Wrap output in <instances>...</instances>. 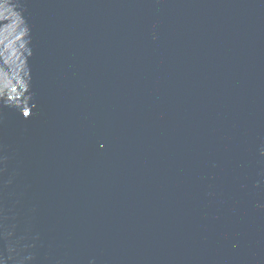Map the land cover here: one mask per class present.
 Masks as SVG:
<instances>
[{"label": "water", "instance_id": "obj_1", "mask_svg": "<svg viewBox=\"0 0 264 264\" xmlns=\"http://www.w3.org/2000/svg\"><path fill=\"white\" fill-rule=\"evenodd\" d=\"M0 264H264V0H0Z\"/></svg>", "mask_w": 264, "mask_h": 264}]
</instances>
